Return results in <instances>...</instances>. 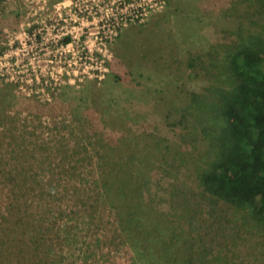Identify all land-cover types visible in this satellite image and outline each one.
I'll list each match as a JSON object with an SVG mask.
<instances>
[{"label": "rangeland", "instance_id": "obj_1", "mask_svg": "<svg viewBox=\"0 0 264 264\" xmlns=\"http://www.w3.org/2000/svg\"><path fill=\"white\" fill-rule=\"evenodd\" d=\"M252 35L264 0H0V264H165L131 251L102 195L124 163L197 264H264V226L199 187L195 128L211 64ZM29 232L39 249L15 255Z\"/></svg>", "mask_w": 264, "mask_h": 264}, {"label": "trees", "instance_id": "obj_2", "mask_svg": "<svg viewBox=\"0 0 264 264\" xmlns=\"http://www.w3.org/2000/svg\"><path fill=\"white\" fill-rule=\"evenodd\" d=\"M211 65L218 72L213 75L212 66L209 73L219 85L202 95L210 98L209 112L195 127L208 139L211 156L198 170L199 187L215 200L247 207L264 226V38L248 36ZM135 166L124 163L101 182L102 195L118 205L117 223L126 245L153 259L161 254L165 264H197L199 253L194 244L185 235L164 233L149 215L144 190L148 177ZM29 233L17 244L21 253L15 255L24 254L27 248L39 249L36 237Z\"/></svg>", "mask_w": 264, "mask_h": 264}]
</instances>
